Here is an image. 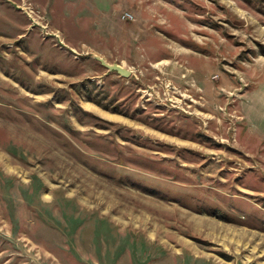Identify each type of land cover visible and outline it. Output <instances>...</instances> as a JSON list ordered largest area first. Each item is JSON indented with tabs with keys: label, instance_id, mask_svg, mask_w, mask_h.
Instances as JSON below:
<instances>
[{
	"label": "rangeland",
	"instance_id": "1",
	"mask_svg": "<svg viewBox=\"0 0 264 264\" xmlns=\"http://www.w3.org/2000/svg\"><path fill=\"white\" fill-rule=\"evenodd\" d=\"M35 2L0 0V264H264V0Z\"/></svg>",
	"mask_w": 264,
	"mask_h": 264
},
{
	"label": "water",
	"instance_id": "2",
	"mask_svg": "<svg viewBox=\"0 0 264 264\" xmlns=\"http://www.w3.org/2000/svg\"><path fill=\"white\" fill-rule=\"evenodd\" d=\"M96 58H97V59H98L103 65H105L106 67H108V68L111 69V70H115V71H117V72L120 73L121 75L127 76V75H130V74H131V70H129L127 67H124V66L121 65V64H118V63H108V62H106L102 57L97 56V55H96Z\"/></svg>",
	"mask_w": 264,
	"mask_h": 264
},
{
	"label": "crops",
	"instance_id": "3",
	"mask_svg": "<svg viewBox=\"0 0 264 264\" xmlns=\"http://www.w3.org/2000/svg\"><path fill=\"white\" fill-rule=\"evenodd\" d=\"M36 1V2H35ZM34 2L35 3H37L38 5H40V6H42L44 9H45V11L46 12H49L50 13V15H53L54 13L52 12L53 10L52 9H50L49 8V3L47 2V0H34ZM29 33V36H30V38H33L34 36V32H28ZM29 36H28V38H29ZM44 55L46 56V57H44L45 59H47L48 58V54H45L44 53ZM101 57V56H100ZM103 58V57H102ZM56 59L57 58H55V62H56ZM104 60H105V58H103ZM106 61V60H105ZM107 62V61H106ZM57 63V62H56ZM109 63V62H108ZM52 65H54V64H52ZM55 66V65H54Z\"/></svg>",
	"mask_w": 264,
	"mask_h": 264
},
{
	"label": "built area",
	"instance_id": "4",
	"mask_svg": "<svg viewBox=\"0 0 264 264\" xmlns=\"http://www.w3.org/2000/svg\"><path fill=\"white\" fill-rule=\"evenodd\" d=\"M25 8H27L28 9V11L32 14L34 11H33V6L31 5V4H26V7ZM30 14V15H31ZM129 13H125V15H128ZM34 20H36V19H34Z\"/></svg>",
	"mask_w": 264,
	"mask_h": 264
},
{
	"label": "bare ground",
	"instance_id": "5",
	"mask_svg": "<svg viewBox=\"0 0 264 264\" xmlns=\"http://www.w3.org/2000/svg\"><path fill=\"white\" fill-rule=\"evenodd\" d=\"M86 107L92 108V107H95V106H93L92 104H87ZM95 108H96V107H95ZM96 109H97V108H96ZM96 111H98V112H100V113H102V114H107L106 112H103L102 110H99V109H97Z\"/></svg>",
	"mask_w": 264,
	"mask_h": 264
}]
</instances>
